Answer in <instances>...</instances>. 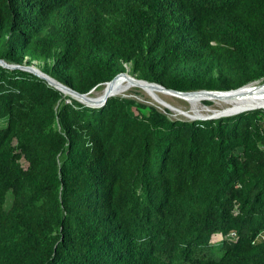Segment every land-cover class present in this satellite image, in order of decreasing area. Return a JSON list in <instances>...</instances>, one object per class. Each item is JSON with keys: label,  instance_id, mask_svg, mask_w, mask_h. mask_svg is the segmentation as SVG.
<instances>
[{"label": "trees", "instance_id": "16d2710c", "mask_svg": "<svg viewBox=\"0 0 264 264\" xmlns=\"http://www.w3.org/2000/svg\"><path fill=\"white\" fill-rule=\"evenodd\" d=\"M0 60L237 90L264 83V0H0ZM170 114L0 65V264H264V110Z\"/></svg>", "mask_w": 264, "mask_h": 264}, {"label": "bare ground", "instance_id": "6f19581e", "mask_svg": "<svg viewBox=\"0 0 264 264\" xmlns=\"http://www.w3.org/2000/svg\"><path fill=\"white\" fill-rule=\"evenodd\" d=\"M139 89L149 96L155 103H157L164 110L167 109L166 105L173 108L172 111L177 115L183 116L188 119H201L211 115H223L236 113L249 108H264V85H253L243 89L235 94H193L188 96H173L165 94L153 87L137 82L129 72L127 75H122L117 78L112 84L104 86L102 93L98 96L91 95V98L102 99L107 95L115 96H128L130 93ZM261 92V93H257ZM245 94H250L248 97H243ZM164 97H171L183 100L191 106L190 110H182L177 108L165 100ZM151 101V100H150ZM178 101V100H176ZM203 101L213 102L218 106V109H211L208 105H204ZM180 103V102H178ZM183 105V104H181ZM169 111V110H168Z\"/></svg>", "mask_w": 264, "mask_h": 264}, {"label": "water", "instance_id": "95a60500", "mask_svg": "<svg viewBox=\"0 0 264 264\" xmlns=\"http://www.w3.org/2000/svg\"><path fill=\"white\" fill-rule=\"evenodd\" d=\"M0 65L3 66V67H6L8 69H12V70H15V69H20V70H23V71H27V72H30L34 75H36L37 77L45 80L46 82L49 83L50 86L54 87L55 89L59 90L60 92H62L64 94L65 97H71L73 98L74 100L86 105V106H89V107H92V108H102L106 105L108 99L112 98V97H117L115 95H107L105 98H102V99H94V98H91V95L96 91V88L93 89L89 94H80L74 90H72L71 88L63 85L62 83H60L59 81L55 80L54 78H52L51 76L45 74L38 66L37 64H33L31 66H19V65H10L8 63H6L5 61H2L0 60ZM129 72V70L126 72V73H122V74H119L116 78H114L111 82H108L106 84H104V86L106 85H109V84H112L117 78H119L120 76L122 75H127V73ZM135 80L137 82H140L142 84H145V85H148L150 87H153L165 94H170V95H173V96H188V95H193V94H235L243 89H246L250 86H253V85H264V83H260V82H257V83H253V84H249V85H246L244 87H241L237 90H231V91H207V90H202V91H196V92H179V91H174V90H170V89H167L165 87H163L162 85H159V84H156V83H151V82H148V81H145V80H140L136 77H134ZM124 97V96H123ZM167 109L169 111H172L173 108L169 105H166ZM257 109H260V108H249V109H245L243 111H239V112H236V113H230V114H223V115H211V116H208V117H204V118H201V119H191V118H188L189 120L191 121H197V120H216V119H220V118H225V117H231V116H235V115H238V114H241V113H244V112H249V111H253V110H257Z\"/></svg>", "mask_w": 264, "mask_h": 264}, {"label": "rangeland", "instance_id": "374dc122", "mask_svg": "<svg viewBox=\"0 0 264 264\" xmlns=\"http://www.w3.org/2000/svg\"><path fill=\"white\" fill-rule=\"evenodd\" d=\"M104 89V86L100 87L99 89H97L94 93H93V96H98L99 94L102 93V90ZM130 96L132 98H136L137 100L149 105V106H154L160 110H164L163 108H161L157 103H155L149 96H147L143 91H140L139 89H135L133 90L131 93H130ZM250 96V94H245L243 97H248ZM165 100L169 101V103L171 102V104L177 108H180L182 110H190L191 109V106L189 104H187V102L183 101V100H179V99H176L178 101L175 100V98H171V97H164ZM151 100V101H150ZM180 102V103H178ZM204 105L207 106L206 103H210V105H208L209 108L211 109H218V106L213 103V102H209V101H204ZM183 104V105H181ZM264 110V108H263ZM170 117L173 118V119H186L184 118L183 116H180V115H177L173 112H171L170 114ZM24 166H26V163L25 162H22ZM11 202H12V196H9L8 198V207L11 205ZM221 253L218 254V256H220Z\"/></svg>", "mask_w": 264, "mask_h": 264}, {"label": "built area", "instance_id": "2783aa9c", "mask_svg": "<svg viewBox=\"0 0 264 264\" xmlns=\"http://www.w3.org/2000/svg\"><path fill=\"white\" fill-rule=\"evenodd\" d=\"M237 233L236 232H231L228 235H223L221 233L219 234H214L211 238V242L213 244L218 243V242H222L224 240H236L237 239Z\"/></svg>", "mask_w": 264, "mask_h": 264}]
</instances>
